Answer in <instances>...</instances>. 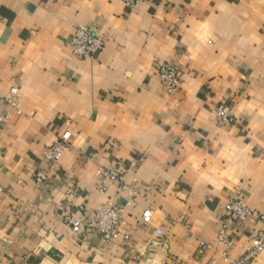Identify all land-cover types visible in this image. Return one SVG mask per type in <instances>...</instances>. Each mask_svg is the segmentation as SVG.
<instances>
[{"label":"crops","instance_id":"0c3cea01","mask_svg":"<svg viewBox=\"0 0 264 264\" xmlns=\"http://www.w3.org/2000/svg\"><path fill=\"white\" fill-rule=\"evenodd\" d=\"M77 28L104 41L94 59L73 56ZM164 62L180 71L173 95L157 78ZM222 103L231 125L216 121ZM4 116L0 264L238 260L263 231L223 211L241 196L264 218V0H0ZM65 132L70 148L52 170L43 152ZM108 201L123 215L120 235L103 241L87 223ZM224 224L229 246L215 236ZM247 264H264V251Z\"/></svg>","mask_w":264,"mask_h":264},{"label":"built area","instance_id":"2783aa9c","mask_svg":"<svg viewBox=\"0 0 264 264\" xmlns=\"http://www.w3.org/2000/svg\"><path fill=\"white\" fill-rule=\"evenodd\" d=\"M47 2H55L57 0H43ZM146 0H121V2L129 8L135 7L136 4L145 2ZM73 56L80 58L81 60H91L101 52L104 48V41L102 38L92 30L86 28H77L72 38ZM179 69L171 62L162 63L157 69V78L161 82L165 92L169 95L176 94L179 89ZM18 98V91L15 87L10 90L9 96L5 98V102L8 106L16 107V101ZM8 116L0 117V122L7 121ZM216 121L220 124L231 125L233 117L231 109L225 104H221L216 110ZM70 133L65 132L57 137L55 142L48 146L43 152L44 159L48 162L52 170L56 169L60 158L63 153L67 151L69 146ZM98 173L104 178L110 181H116L119 179V172L117 170H105L98 169ZM35 180L38 183L46 180V175L42 172L35 174ZM226 219L229 223L240 226L247 220L258 221L263 224V231L256 234L251 240L250 248L246 250L245 255L235 261L229 260V254L227 251L221 252L220 256L227 264H247L248 259H254L260 256L264 251V218L258 211L250 208L241 196H236L225 204L223 211ZM123 215V207L117 206L111 201H108L101 205L98 210L95 211L93 217L88 221V228L92 231L98 232L102 236L103 241H112L120 235V226ZM143 222H149L150 212L145 211L142 214ZM63 222L65 225L72 229L78 228L81 223L79 219H76L70 215L63 216ZM228 228L227 224L216 233V240L219 244L229 246L228 241L225 238V233ZM159 234H161L159 232ZM193 237V235H191ZM128 238V236H125ZM199 247L204 252L211 247L205 242H200ZM206 264H213L209 261Z\"/></svg>","mask_w":264,"mask_h":264}]
</instances>
